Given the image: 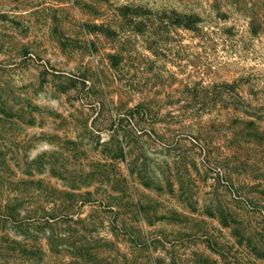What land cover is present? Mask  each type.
<instances>
[{
	"label": "rangeland",
	"instance_id": "obj_1",
	"mask_svg": "<svg viewBox=\"0 0 264 264\" xmlns=\"http://www.w3.org/2000/svg\"><path fill=\"white\" fill-rule=\"evenodd\" d=\"M0 264H264V0H0Z\"/></svg>",
	"mask_w": 264,
	"mask_h": 264
}]
</instances>
